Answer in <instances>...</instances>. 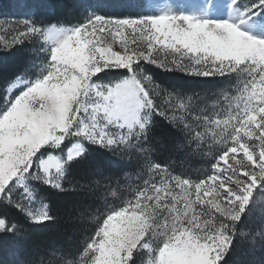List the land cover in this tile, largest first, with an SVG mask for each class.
<instances>
[{
  "label": "snow or ice",
  "instance_id": "snow-or-ice-1",
  "mask_svg": "<svg viewBox=\"0 0 264 264\" xmlns=\"http://www.w3.org/2000/svg\"><path fill=\"white\" fill-rule=\"evenodd\" d=\"M200 5V12L139 18L91 14L70 28L29 19L0 24L13 34L12 44L40 38L52 41L46 74L9 96L0 112V200L34 222L52 217L46 205L37 212L25 202L34 192L22 182L61 189L66 165L84 156L85 141L113 153L125 152L149 137L157 115L195 139L202 138L186 117L188 103L167 98V106L158 103L157 97L170 94L152 76L136 71V65L144 62L164 72L200 77L244 78L242 114L237 111L223 121L231 124L230 132L222 128L214 133L213 141L222 147L211 170L193 180L149 162L160 180L145 181L129 200L103 213L84 241L80 264H136L137 253L145 249L149 264H223L237 223L250 198L254 200L253 190L264 189V39L241 28L245 16L264 8V0L240 13L239 22L213 18L218 0H200ZM240 7L239 0L224 3L228 12ZM116 43L119 48L113 50ZM117 69L127 72L119 82L101 86L93 79ZM19 84L17 77L6 92ZM72 138L78 141L77 150L68 152L65 163L48 155ZM237 153H242L239 159L233 155ZM14 184L24 187L23 198L10 194ZM0 230L15 232L16 225L0 218Z\"/></svg>",
  "mask_w": 264,
  "mask_h": 264
},
{
  "label": "trees",
  "instance_id": "trees-1",
  "mask_svg": "<svg viewBox=\"0 0 264 264\" xmlns=\"http://www.w3.org/2000/svg\"><path fill=\"white\" fill-rule=\"evenodd\" d=\"M75 1L41 0L43 9L37 10L43 13L44 23L64 25L69 20L79 19L78 11L71 13L73 18L70 15ZM127 1L104 0L105 5L99 13L122 17L124 14L114 8H120ZM92 2H87L86 7L81 6L79 11L92 9L91 5L95 4ZM8 9V0H0V11ZM36 60L38 55L27 42L0 50V108L6 98L7 84L29 72L30 62ZM118 72H111V77L127 75L126 70ZM150 74L161 88L201 98L202 103L213 100L216 92L226 86L221 79H194L161 71ZM69 145L70 142L65 143V147ZM85 149L82 158L66 165L61 189L43 184L37 187L38 183L32 185L34 197L47 206L52 219L34 222L17 208L0 201V218L16 225L15 232L0 230V264H78L84 241L95 231L97 220L102 219L110 207H119L129 200L134 189L143 184L149 162L167 168L172 174L189 173L195 178L209 172L212 162L194 144L191 133L160 116H156L142 153L131 149L113 153L90 144H86ZM260 222L249 207L237 223L233 246L225 254L223 264H264V233L256 235L254 230Z\"/></svg>",
  "mask_w": 264,
  "mask_h": 264
},
{
  "label": "rangeland",
  "instance_id": "rangeland-1",
  "mask_svg": "<svg viewBox=\"0 0 264 264\" xmlns=\"http://www.w3.org/2000/svg\"><path fill=\"white\" fill-rule=\"evenodd\" d=\"M92 1L95 2V4L91 5L92 9L88 10L87 12H82V11H79L81 9L80 7L81 6L86 7L87 2H91V0H76L73 4L70 15L71 13L73 15V13L78 11L79 19L77 21L68 19L69 23H66L64 25H57V24L55 25H57L58 28L60 27L70 28L71 26L76 25L78 23H83L84 19H86L88 15H91V14L101 15L99 11L100 9H102L103 5H105V3H102V1L104 0H92ZM154 1L155 0H128L127 2H125V5L120 6V8H118V6L117 8H114L118 13L122 12L121 14H124V15H122V17H110V18H139L141 16L162 14V12L158 10L157 6L154 5L153 3ZM188 1L196 4L191 12L201 11L200 0H188ZM8 2H9V9L5 11H0V24H4V22L6 21L12 22V21H20L24 19L32 20L36 24L44 23L43 16H41L43 13L40 12V10L43 9L41 0H8ZM227 2L228 0H218V5L216 7V10L213 13L214 19H217L216 17L221 15L220 16L221 19H231V20L239 22V20L241 19L240 13L244 12L245 9H251V6L255 5L257 3V0H239L241 7L239 9L233 10L235 11V13H237L238 18L226 17L229 12L224 8V3H227ZM94 6L96 7V9L94 8ZM104 8L106 9L107 7L104 6ZM37 9H40V10H37ZM114 9L111 8L110 11L114 12L113 11ZM254 10L257 14L245 16L244 17L245 23L243 25L248 26L249 28H253L257 26L260 28L264 27V8H256ZM117 12L115 14H117ZM173 12H181V11L174 9ZM248 33L250 35H253L256 38L264 39V30L263 31L259 30L258 32L252 31ZM12 39H13V34L10 31L6 30V27H0V50H7L15 45L16 46L20 45V44H12L11 43ZM117 40H119V37H117ZM25 42L30 44L31 47L35 50L36 56L38 55V60L30 62L31 63L30 68L28 69L29 72H25L24 74L19 76L20 84L15 89H13L11 93L6 92V98H5V101L2 107L0 108V112L4 110V105L7 102V99L9 96L14 97L15 95H18L20 91L23 90L24 87L28 86L31 82H33L37 78H42V76L46 74L45 66L48 60V48L50 47L52 41L51 40L45 41L43 38H40V39H33V40H25ZM131 46L135 47V45H131ZM118 48H119V43L113 44V50H117ZM155 54L156 53L154 52V55ZM41 55L43 56V58H40ZM164 55H165L164 52L160 53L161 58ZM122 70L123 69H117L114 72L120 73L118 71H122ZM135 70L138 72H143L145 75H150V76H151L150 73L154 71L164 72L161 69L156 68L154 65H150L144 62H141V64L136 65ZM110 73L111 71H109L107 74L99 73L97 74L98 77L94 76L93 79L96 80L98 84L103 86L104 84H108L109 82H112V83L119 82V79L123 78L119 76L120 74H118L117 76H115V78H113L111 77ZM174 73H178L179 75L183 77L194 78V79H206V80L221 79L222 81L226 83L225 88L216 92V95L211 98L213 100H210V102L205 101V103H202L201 98L193 97L190 95H185L184 93H181V92L174 93L167 89H164V90H165V93L170 94L169 96L165 97L162 95L161 97H157V102L161 104H165L166 98L171 100L172 103H176L178 100H183L184 102L188 103V111L186 113V117L189 123L192 125V127L202 134V138L200 140H197L194 138V134L191 133L192 140L196 146H199L204 151L206 159L212 161L211 162V165H212L215 155L217 153V150L222 147L220 143L213 141L214 133L220 132L222 128H227V131L230 132L231 124L225 125L223 121L228 120L230 115H234L237 111H241V114H242V109L245 103L244 98L241 96V93L244 88V83H243L244 78H238L236 77L235 74H232L231 76H224V77H219V76L200 77V76L186 75L181 72H174ZM16 79H14L13 81H15ZM24 82H28V83L26 84ZM7 86H6V89H7ZM256 87L258 89L259 87H261V85L257 83ZM248 94L249 93H245V96ZM165 106L167 105L165 104ZM169 115H171V112L169 113ZM195 117H200V119L197 120L195 119ZM204 118H207L209 121L220 120L221 123L219 126H217L215 123L209 124L205 121ZM166 121L171 123L170 120L166 119ZM231 123H235V121L233 120L231 121ZM241 136H244V132H241ZM67 142H70V145L65 147V143ZM209 142H211V151H209ZM77 143L78 141H76L75 138L66 139V141L61 144L59 149H51L48 155L57 157V159H59L60 162L63 164L66 161L68 152L69 151L74 152L77 150L76 148ZM143 143L144 141L142 142V144L136 145L128 149L134 150L137 153H142ZM86 144L88 143L85 141V144H82L81 147L85 148ZM233 155H236V158L239 159L240 156H242V153H237ZM46 158L47 156H45V159ZM221 164L223 165V161H221ZM224 167H227V165H224ZM51 171L53 174H55L54 168ZM172 175L180 176L182 178H191L193 180L196 179L189 173L187 175L185 173L172 174ZM153 178L157 182L160 180V177L156 176L149 169V172L143 184L139 187H143L145 184V181H151L153 180ZM22 183L24 184V187H27L29 190H32V185L38 182L24 181ZM46 186L51 187L50 185H46ZM157 186H160L159 183L157 184ZM24 187L14 184L12 186L10 194L16 199H21L24 197ZM137 188H135L134 191ZM134 191L132 192L131 197ZM176 191L179 192L180 190L176 189ZM253 196H254V200L250 198V203L248 206H246V211L250 207L252 214H256V216H258V220L261 221L259 224H257V227L254 228L255 234L257 235L260 232L264 233V189H260L259 187L255 188L253 190ZM25 202L30 204L33 211H37V212L42 210L43 206H45L44 203L40 200H37L34 197V195L30 202L28 201H25ZM149 260H150V256L146 249L140 250L139 253H137L136 264H149ZM78 264H80V262Z\"/></svg>",
  "mask_w": 264,
  "mask_h": 264
},
{
  "label": "bare ground",
  "instance_id": "bare-ground-1",
  "mask_svg": "<svg viewBox=\"0 0 264 264\" xmlns=\"http://www.w3.org/2000/svg\"><path fill=\"white\" fill-rule=\"evenodd\" d=\"M154 5L157 6L158 10L162 13L164 12H173L174 9H177L179 11L183 12H191L192 9L195 7L196 4L188 1V0H155ZM221 16V15H220ZM220 16H217V19H221ZM226 17H231V18H238L237 13L235 11L229 12ZM242 30L247 31V32H252L256 31L258 32L259 30L263 31L264 27H253L249 28L248 26L241 25ZM258 30V31H257Z\"/></svg>",
  "mask_w": 264,
  "mask_h": 264
}]
</instances>
